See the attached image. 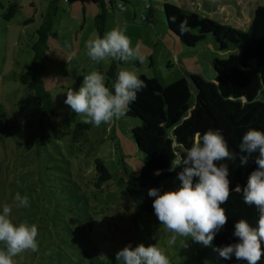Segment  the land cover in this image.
I'll return each mask as SVG.
<instances>
[{"label": "rangeland", "instance_id": "obj_1", "mask_svg": "<svg viewBox=\"0 0 264 264\" xmlns=\"http://www.w3.org/2000/svg\"><path fill=\"white\" fill-rule=\"evenodd\" d=\"M50 1L56 8L48 6ZM96 1L15 0L19 10L10 21L2 19L0 9V213L9 204L14 224L27 222L38 228V250L18 254L14 264H123L115 254L128 244L135 248L156 243L170 264H226L213 249L191 237L177 235L176 243L169 245L173 233L154 213L140 210L122 194L129 175L136 176L147 160L131 135L139 119L124 115L99 127L89 124L73 138L75 125L88 117L64 103L67 88L78 79L79 88L93 70L106 76L113 61L96 62L88 56L86 43L98 36L93 24ZM103 1L106 32L121 28L133 49L139 45L143 57L141 64L136 58L121 64L114 60L118 72L154 76L162 85L180 76L181 56L209 79L212 58L228 53L212 50L207 42L195 48L183 46L166 26L164 2L244 30L254 9L264 5V0H147L145 9L142 0H129L121 17L111 8L115 0ZM147 11L156 28L141 23L140 15ZM44 19L50 20V30L42 45L37 30ZM261 96L264 99V93ZM97 158L111 173L100 187L94 185ZM17 192L28 196L27 207L16 206ZM0 250H6L4 242Z\"/></svg>", "mask_w": 264, "mask_h": 264}, {"label": "trees", "instance_id": "obj_2", "mask_svg": "<svg viewBox=\"0 0 264 264\" xmlns=\"http://www.w3.org/2000/svg\"><path fill=\"white\" fill-rule=\"evenodd\" d=\"M77 1L84 2L67 0L69 4ZM162 7L166 26L183 46L195 48L208 40L218 50L228 53L212 58L213 80L207 79L199 70H186L182 77L167 85H162L156 77L138 75L147 87L138 93L125 116L139 119V124L131 128V135L147 160L136 176L129 175L122 194L131 198L140 210L154 214L155 197H149L148 190L156 188L163 194L179 187L177 174L181 168L172 171L169 168L176 158L175 154H184L192 146L197 133L202 135L209 129L222 132L230 150L236 153L235 160L226 161L230 170V188H235L237 184L243 188L250 173L257 167L254 159L258 153H253L248 163L241 165L240 156L243 154L239 144L249 129L264 132V99L261 96L264 93V5L254 9L246 30L201 16L189 7L169 2H164ZM0 9L4 10L2 19L10 21L19 7L15 1L3 5L0 0ZM43 21L44 24L37 30L42 45L50 30V20ZM106 21L107 11L102 4L100 12L94 17V27L101 38L106 32ZM182 21H187L184 31L180 27ZM232 48H239V51H230ZM117 63L123 62L117 60ZM117 63L113 60L106 71V86L111 87L113 94ZM78 82L79 79L67 89L77 90ZM88 127L89 124L77 123L73 138L77 139ZM94 165L97 172L94 185L100 187L111 178V173L99 158L95 159ZM157 170L160 174L154 175ZM222 207L226 209L228 221L216 234L212 245L207 246L211 249L237 242L233 232L238 220L245 219L256 227L259 219L257 208L244 203L242 191H232ZM215 253L226 264H245L236 261L234 256L225 260L218 252ZM258 264H264V256Z\"/></svg>", "mask_w": 264, "mask_h": 264}, {"label": "clouds", "instance_id": "obj_3", "mask_svg": "<svg viewBox=\"0 0 264 264\" xmlns=\"http://www.w3.org/2000/svg\"><path fill=\"white\" fill-rule=\"evenodd\" d=\"M187 21L181 22V30L186 29ZM88 56L96 62L112 59L128 62L130 58L143 61L139 45L131 47V40L124 31L117 27L106 32L101 38L97 36L86 43ZM147 84L132 71L120 70L112 84L114 94L106 86V76L93 70L83 77L78 90L69 89L64 103L70 106L77 115L88 117L83 122L99 127L102 122L109 123L114 118L126 115L130 104L137 99ZM241 165L249 161L253 153L257 165L248 177L247 184L241 188L237 184L230 188V170L226 161L236 159V153L229 148L228 141L222 132L209 129L202 135L196 134L192 146L184 154H175L172 167L181 168L177 174L179 187L160 194L156 188L148 190L153 200V209L161 225L173 233L168 240L169 245L176 243L177 235L191 237L203 246H211L216 234L226 225L228 216L222 207L232 191L243 192L244 203L255 206L259 213L257 226H251L245 219L234 225L233 236L237 242L230 243L213 250L225 260L245 264H258L264 256V132L249 129L239 144ZM157 170L154 175H159ZM17 207L29 205L28 196L21 197L17 192L14 197ZM12 206L5 204L0 213V242H4L6 250H0V264H14L13 257L25 250H38V228L36 224L27 222L13 223ZM116 261L123 264H170L169 258L158 243L145 247L143 244L133 248L128 244L115 254Z\"/></svg>", "mask_w": 264, "mask_h": 264}, {"label": "crops", "instance_id": "obj_4", "mask_svg": "<svg viewBox=\"0 0 264 264\" xmlns=\"http://www.w3.org/2000/svg\"><path fill=\"white\" fill-rule=\"evenodd\" d=\"M10 1H15V0H7V2L5 3V4H3V5H6L8 2H10ZM119 2H121V0H115V4H114V6H112L111 4V8H112V10H113V8H115V10L117 11V14L119 15V16H121L122 17V13H123V11L125 10V4L126 3H128L129 2V0L128 1H122V3H124V8L123 9H120L119 7H118V4H119ZM68 3V2H67ZM74 3V2H73ZM141 3H142V5L144 6V3H143V1H141ZM69 4V3H68ZM102 4H104V6H105V8H106V4H105V1H103V0H99V1H96V3H95V6H96V14L93 16V24H94V17L100 12V10H101V5ZM50 5H55V8H56V3H55V1H50V3H49V5L48 6H50ZM100 6V10L98 11L97 10V6ZM144 8L145 9H148V8H146L145 6H144ZM107 11V10H106ZM141 15H144V13L142 12L141 13ZM141 15H140V17H141ZM146 15H149L148 17H150V14H149V12L147 11L146 12ZM113 17L115 16V13H113V15H112ZM150 21L149 22H142L141 21V19H140V21H141V23L143 24V25H149L150 27H152V28H156L153 24H152V22H153V19H152V17H150ZM31 20V19H30ZM32 21V20H31ZM107 22H108V13H107V21H106V24H107ZM95 28V27H94ZM163 36L165 37V32H164V34H163ZM205 42H207L206 44L210 47V48H212V50H214L216 47L210 42V41H205ZM190 61V60H189ZM139 64H141V61H139L138 62ZM177 63H178V68L179 69H182V71H181V73H180V76L179 77H177V78H175V79H178V78H180L181 77V75L183 76L184 75V72L186 71V70H199V68H193L191 65V61H190V63H188L187 62V57H184V56H181V58L180 59H178L177 60ZM151 64H152V62H151ZM167 64L168 65H172V62L170 61V60H168L167 61ZM199 71H202V70H199ZM203 73H204V75L207 77V75H206V73L204 72V71H202ZM151 77H154V76H151ZM161 78L163 79V77L161 76ZM208 78V77H207ZM215 78V72L214 71H212V76H211V78H209V79H214Z\"/></svg>", "mask_w": 264, "mask_h": 264}, {"label": "built area", "instance_id": "obj_5", "mask_svg": "<svg viewBox=\"0 0 264 264\" xmlns=\"http://www.w3.org/2000/svg\"><path fill=\"white\" fill-rule=\"evenodd\" d=\"M122 1H125V0H121V2H119L118 7H119L120 9H123V8H124V3H122ZM142 1H143V3H144V6H145L146 8H148V7H149V4L147 3V0H142ZM140 19H141L142 22L150 21V17H148V16H146V15H141Z\"/></svg>", "mask_w": 264, "mask_h": 264}]
</instances>
